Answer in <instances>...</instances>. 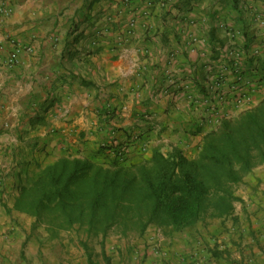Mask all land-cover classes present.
Returning a JSON list of instances; mask_svg holds the SVG:
<instances>
[{"label":"crops","instance_id":"1","mask_svg":"<svg viewBox=\"0 0 264 264\" xmlns=\"http://www.w3.org/2000/svg\"><path fill=\"white\" fill-rule=\"evenodd\" d=\"M261 18L264 0H0V57L12 40L29 49L0 68V195L27 176L22 168L35 172L53 153H96L101 140L134 142L130 160L197 144L211 129L203 99L231 50L254 102L261 92L247 55L264 42ZM218 105L224 117L242 107ZM194 241L173 245L168 263Z\"/></svg>","mask_w":264,"mask_h":264},{"label":"rangeland","instance_id":"2","mask_svg":"<svg viewBox=\"0 0 264 264\" xmlns=\"http://www.w3.org/2000/svg\"><path fill=\"white\" fill-rule=\"evenodd\" d=\"M256 68L259 75L264 73L261 62ZM259 88L255 102L234 108L194 146L161 149L164 153L181 149L208 180L206 210L198 223L177 229L165 217H153L152 200L145 198L149 187L145 178H156L152 156L129 157L117 164L102 152L101 140L96 153H53L35 172L22 168L27 176L0 195V264H170L171 247L183 249L186 236L195 238V246L187 255L175 253L179 264H264V139L258 133L252 138L248 124L241 121L250 113L260 116L264 136V87ZM211 132L215 147L225 148L228 132L240 144L242 153L230 154L237 180L225 179L213 159L202 157ZM63 157L88 161L89 173L76 180L66 204L45 198L36 207L33 198L40 195L44 182L32 185L34 176ZM23 183L31 187L25 195ZM98 191L104 193L102 199ZM94 199L100 200L98 207L93 206Z\"/></svg>","mask_w":264,"mask_h":264},{"label":"trees","instance_id":"3","mask_svg":"<svg viewBox=\"0 0 264 264\" xmlns=\"http://www.w3.org/2000/svg\"><path fill=\"white\" fill-rule=\"evenodd\" d=\"M241 121L248 124V134L252 138H255V134L258 133L264 139L263 132L259 130L261 125L260 116H254L250 113L243 117ZM249 123L251 124L249 125ZM225 124L229 128L230 123L225 121ZM254 129H258V131L254 132ZM208 136L209 140H207L204 147L207 152H203L202 157L213 159L218 164V168L222 171V176L225 179L237 180L239 177L232 167L230 154L234 157L239 156L242 150L240 144L235 141L233 133H227V143L223 149L213 145L212 138L210 139L212 132ZM133 137L132 141L140 140L138 135ZM114 143L109 142L107 146H102L101 150L105 156H110V159L117 164L128 161L130 146L134 142L131 145L128 143ZM122 147L127 148V150L122 151ZM151 156V161L156 167L154 168L156 178L155 181H152V176L145 178V180L147 179L146 182L149 183L145 198L152 200V216L165 217L177 229H183L198 223L206 210L210 184L208 180L199 175L197 164L189 161L184 152L177 148L164 153L161 148L154 147L151 149ZM90 167L91 164L86 160L73 159L71 161L70 157H63L42 169L40 173L37 172L34 176L37 177L31 182L32 185L38 180H41L39 184L43 182L44 184L38 189L40 195L33 198L36 207L45 198L52 202L57 201L58 204H66L68 199L74 195L73 185H75L76 180L81 174H88ZM212 178L219 181L221 177ZM21 185L22 194H27L31 187L27 186L26 183ZM97 196L102 199L104 193L98 191ZM99 199L93 200L94 207L99 206ZM91 264L97 263L91 261Z\"/></svg>","mask_w":264,"mask_h":264},{"label":"built area","instance_id":"4","mask_svg":"<svg viewBox=\"0 0 264 264\" xmlns=\"http://www.w3.org/2000/svg\"><path fill=\"white\" fill-rule=\"evenodd\" d=\"M148 5L152 6L153 0H147ZM10 9L7 10L6 13H10ZM134 24L133 22H131ZM260 24H264V18L260 19ZM227 25L222 24L221 27L225 30L227 35L234 39L236 36V32L231 31L226 27ZM14 48L9 52L6 57H0V68H14L20 59V54L23 51L29 50L28 48H24L22 45L16 44L14 40H12ZM236 51L231 50L225 58L222 60L223 64H220L219 71L215 72L216 82L213 85V88L210 91V94L203 99V103L208 107V122L210 125L216 126L222 122L225 118L222 114L220 106L226 102L233 101L237 106H244L247 102L252 100V87L253 81L246 77L245 70L243 66L239 63V57ZM248 56L255 59L257 63L253 65L255 68L258 66L259 60H264V42L255 47L252 51H250ZM226 73H230L233 76V80L227 82ZM227 83V87H224V84ZM256 83L259 86L264 87V73L259 75ZM189 87V86H187ZM109 142L103 140L101 142L102 146H107ZM112 144V143H111ZM127 148L122 147V151H126Z\"/></svg>","mask_w":264,"mask_h":264}]
</instances>
